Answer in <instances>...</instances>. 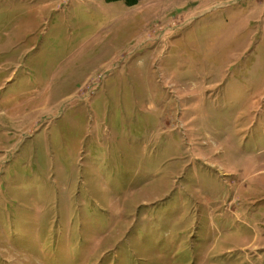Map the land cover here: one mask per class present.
<instances>
[{
	"label": "rangeland",
	"instance_id": "374dc122",
	"mask_svg": "<svg viewBox=\"0 0 264 264\" xmlns=\"http://www.w3.org/2000/svg\"><path fill=\"white\" fill-rule=\"evenodd\" d=\"M0 264H264V0H0Z\"/></svg>",
	"mask_w": 264,
	"mask_h": 264
},
{
	"label": "trees",
	"instance_id": "16d2710c",
	"mask_svg": "<svg viewBox=\"0 0 264 264\" xmlns=\"http://www.w3.org/2000/svg\"><path fill=\"white\" fill-rule=\"evenodd\" d=\"M128 1L130 2V4H133V3L140 1V0H128Z\"/></svg>",
	"mask_w": 264,
	"mask_h": 264
}]
</instances>
